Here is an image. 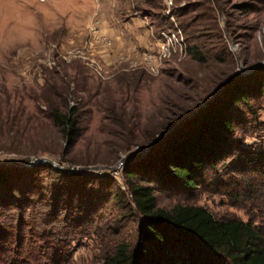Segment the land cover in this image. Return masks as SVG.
Listing matches in <instances>:
<instances>
[{
  "label": "rangeland",
  "instance_id": "rangeland-1",
  "mask_svg": "<svg viewBox=\"0 0 264 264\" xmlns=\"http://www.w3.org/2000/svg\"><path fill=\"white\" fill-rule=\"evenodd\" d=\"M134 14L144 24H129ZM262 73L264 0H0V165L17 185L0 188V255L19 240L41 264H106L122 242L137 249L143 222L125 167L151 159L143 146L159 130ZM67 86L80 111L74 144L46 102L61 103ZM227 114L235 133L216 169L194 189L153 173L157 206H203L264 229V94ZM36 158L58 168L21 163Z\"/></svg>",
  "mask_w": 264,
  "mask_h": 264
},
{
  "label": "trees",
  "instance_id": "trees-1",
  "mask_svg": "<svg viewBox=\"0 0 264 264\" xmlns=\"http://www.w3.org/2000/svg\"><path fill=\"white\" fill-rule=\"evenodd\" d=\"M255 80L254 85L235 82L232 89L203 107L196 116L186 121L178 120V123L159 130L162 137L156 140L153 137L150 146H143L145 152L149 148L147 156L151 159L125 167L126 176L136 179V182H131L130 192L142 216L144 242L134 250L131 244L120 243L107 257L106 264H216L212 262L215 258H225L229 264H264V229L252 221L218 220L203 206L177 205L170 210L158 207L151 185L154 173L180 187L194 189L208 169H216L235 133L228 110L234 104L247 103L249 92L264 94V73ZM68 88H65L61 103L52 99H46V102L49 104L48 117L69 143L74 144L81 133L80 111L70 104L73 93ZM133 144L131 140L125 149ZM51 166L46 163L39 165L48 169ZM58 173L67 175L61 170ZM5 185L17 191L11 171L0 165V188ZM115 196L123 201L120 193ZM18 201L15 204L11 199L5 205H24L23 198ZM17 243L18 248L11 254L5 248V253L0 255V264H41L38 254H35L37 248L26 246L25 240Z\"/></svg>",
  "mask_w": 264,
  "mask_h": 264
},
{
  "label": "water",
  "instance_id": "water-1",
  "mask_svg": "<svg viewBox=\"0 0 264 264\" xmlns=\"http://www.w3.org/2000/svg\"><path fill=\"white\" fill-rule=\"evenodd\" d=\"M21 163H23L24 165H27L29 167L35 166L37 164H42V163L51 164V165H54V167H57V165L54 164L50 159H46V158H36L31 162L22 161Z\"/></svg>",
  "mask_w": 264,
  "mask_h": 264
},
{
  "label": "crops",
  "instance_id": "crops-1",
  "mask_svg": "<svg viewBox=\"0 0 264 264\" xmlns=\"http://www.w3.org/2000/svg\"><path fill=\"white\" fill-rule=\"evenodd\" d=\"M127 20H129V19H127ZM144 19H142L139 15H132L131 17H130V22H129V24H136L137 26H141L142 24H144V21H143ZM106 27V26H105ZM115 44H116V42H114ZM136 47H130V50H132V51H135L136 49H135Z\"/></svg>",
  "mask_w": 264,
  "mask_h": 264
},
{
  "label": "built area",
  "instance_id": "built-area-1",
  "mask_svg": "<svg viewBox=\"0 0 264 264\" xmlns=\"http://www.w3.org/2000/svg\"><path fill=\"white\" fill-rule=\"evenodd\" d=\"M170 44H171V43H168L167 46H166V45L163 46L164 53H165L166 55L171 54V50H170V48H169V45H170ZM156 64H157V63H156L155 60L151 61V62H150V65H149L150 69L153 70V71H155V70H156Z\"/></svg>",
  "mask_w": 264,
  "mask_h": 264
}]
</instances>
